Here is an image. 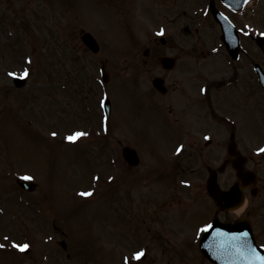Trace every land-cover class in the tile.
Returning <instances> with one entry per match:
<instances>
[{
    "label": "rangeland",
    "instance_id": "rangeland-1",
    "mask_svg": "<svg viewBox=\"0 0 264 264\" xmlns=\"http://www.w3.org/2000/svg\"><path fill=\"white\" fill-rule=\"evenodd\" d=\"M119 1L123 2L118 3ZM149 1L112 0L118 3L115 11L116 5L110 0H0V50L14 54L10 58L15 61L0 60V231L11 237L12 242L29 245L28 251L22 255L13 251H1L0 264H17L5 259L13 254L19 258V264H124L121 255H112L110 252L119 247L120 252L125 253L130 249V245L133 248L137 244L132 239L129 244L131 234L127 233L128 223L124 222L129 216L128 201L134 194L141 195L139 197L141 201L144 194H151L149 209L144 211L141 217L144 221H140V226L154 227L151 225L153 205L157 204L154 193L161 188L156 178L153 177L151 180L149 178L146 169L150 166L149 162L153 159L163 160V149L166 150L165 155L173 150V144L183 138L187 129L198 132L210 127L195 123L196 113L191 109L184 115L186 120L181 124L184 128H171L170 119L162 115L160 108L149 106L145 88L150 85L151 75L158 69V61L149 57L148 64L141 63L144 48H152L153 53L161 52L163 55L176 57L183 65L192 66L200 78L207 77L210 81L215 78L217 83L234 80L238 82L229 88L235 93L243 95L247 93L245 96L248 100L242 111L247 120H239L245 143L241 141V132L236 133V138L240 141L239 147L247 154L249 161L247 168H253L258 175L264 174V152L258 151L264 148V144H260L264 140V96L256 82L251 64V61H257L264 69V53L254 44L253 39L249 36L244 37L242 48L246 54L239 60L238 65L228 68L224 63L227 58L223 59L218 53L220 50L216 52L218 54L208 53L211 46L208 43L209 35L213 39L219 36L216 28L211 24L208 28V23L206 25L205 19L202 18V14L206 12V2L159 0L158 3L150 4ZM259 1L255 6L257 9L254 8L255 14L246 10L243 12L248 13L235 14L237 22L250 32H264V0ZM129 8H132V11H128ZM122 10L125 12L121 13ZM197 23L200 26L199 30L193 28L198 25ZM82 30L90 31L95 36L100 46L99 52L92 54L83 46L80 41ZM161 37L165 39V45H161ZM10 48H27L25 55L30 57L22 61L25 55H18L21 50L9 51ZM189 48L190 50L198 48V53L192 55L188 52ZM180 50H187L190 57ZM15 56L21 57L20 61H17ZM102 61H106L105 70L109 76V82L107 81L105 85L113 92L116 102L112 117L114 126L111 125V128L119 131L113 132L112 137V132L109 131L108 138L104 139V147L96 150L95 156L91 152L94 148L89 142L83 147L88 151L77 145V148H68L46 143L43 138L35 135L36 132L31 126L35 124L34 122L27 125L22 121L23 125L17 121L13 112L17 113L20 119L19 110L24 111L26 118L35 116L38 123L46 128L44 132L51 130V133H56V137L45 135L48 140L52 142L58 137L64 138L67 130L72 127L69 126V112L66 111L69 96L63 85L57 83L65 82L64 78L67 76L71 77L77 81L74 82V86H82L77 89V94L81 89L82 95L84 92L82 88L93 83L90 79L97 76ZM50 65L54 66L49 68ZM22 66L23 71L27 70L30 73V80H27L26 86L19 92L12 89L14 88L12 75L5 71L11 68L20 69ZM150 67L152 70L149 71ZM54 70L58 75L49 77L46 72ZM80 77L86 78L84 85L77 80ZM130 77L135 79L132 84L129 81ZM143 80H146V85ZM41 82H46L47 85L39 88L38 83ZM204 82L207 84L206 80ZM94 83L98 86L100 84L97 81ZM235 85H241V88H235ZM213 88L215 87L210 86L205 89L207 101H211V96L218 93ZM9 89L15 92L8 93ZM152 91L159 99V95ZM16 94L25 98L22 108L16 103L18 98L13 96ZM229 99L234 104L233 98ZM27 105L26 111L24 106ZM5 114L6 124L10 128L4 125ZM212 120L215 126L210 133L214 141L208 147L220 149L219 136L221 134L226 136V133L222 132L225 120L218 119L217 116ZM77 123L88 128H94L96 125L95 119L80 120ZM40 136L43 137L41 134ZM114 137L121 142V146L118 147L119 164L115 171L109 162V153L113 152L111 148L114 150L110 141L114 140ZM189 141L188 150L194 154L201 150L200 147H205L196 145L193 137ZM131 142L136 143L138 150L140 161L136 167H129L121 158L120 148L125 144L130 145ZM251 143L255 144L249 147ZM85 155L87 156L84 159ZM185 156L178 157L179 160H170V164L164 163L167 169H164L163 173H168L172 177H169L171 181L169 190L171 199L174 200L180 199L177 192L189 195L188 191L192 190L191 187H181L179 179H189L192 185H195V189H202L201 184L197 185L199 173L192 170L196 163L190 160V155ZM82 163L86 170L85 182H81L84 178ZM182 166L185 168L180 169ZM88 168L95 172L99 169L102 178L113 172L115 176L110 183L104 181L106 177L100 181L90 199V196L83 195L88 190L91 192L89 186L93 184L92 181L91 184L89 182L92 173L87 171ZM19 174L36 182L40 181V191L47 176L48 194L36 197L40 196L37 192L19 190L14 180ZM139 175L142 177L139 178ZM144 184L150 185L148 191ZM71 186H75L69 192L72 193L71 199L79 195L82 198L86 197V200L71 204V199L67 197ZM77 189H82L79 194L76 193ZM114 189H117L115 193ZM158 192L160 195V191ZM255 201L256 198L250 202L254 208V213L251 214L253 219H256V214L260 216L262 214L261 203L257 204ZM67 202L70 203L69 210H66ZM60 210L65 212L62 213ZM205 216V209L198 204L193 207L188 217L181 218L175 214L170 221L174 227L177 225L190 227ZM187 235L188 232L181 234L182 237ZM61 241L65 242V248L61 246ZM195 251L196 247L190 240L182 245V252L186 255L193 253L196 257ZM148 253L144 259L146 264L153 259V262L165 264L166 259H171V249L161 254L154 242L150 244ZM144 261L139 264H144ZM188 261L186 257H182L181 264H188ZM170 264H173V261Z\"/></svg>",
    "mask_w": 264,
    "mask_h": 264
},
{
    "label": "snow or ice",
    "instance_id": "snow-or-ice-1",
    "mask_svg": "<svg viewBox=\"0 0 264 264\" xmlns=\"http://www.w3.org/2000/svg\"><path fill=\"white\" fill-rule=\"evenodd\" d=\"M28 74H29L28 71L25 70L24 75L27 76ZM10 75L16 76L17 73H10ZM52 135L55 136L56 133H52ZM85 135H87V133L76 132L75 134L68 136L67 139L69 141H75L77 138H79L81 136H85ZM180 150H181L180 148L177 149V151H180ZM258 151L264 152V148L258 149ZM83 195L90 196V195H92V193L87 192V193H83ZM218 199L220 200V203H219V206L215 209L216 215H219V213L221 211L227 212L229 210V207H230V201L228 203L224 202L226 200H229L228 194H224V196L222 198H218ZM242 211H243L242 208L236 209L237 213L242 212ZM212 227H213V225L210 223L205 224L202 231H207V230L211 229ZM243 235L247 236V233H244ZM14 246L21 251H24V250L29 248V245L27 243H24V244L16 243ZM0 247H2V245H0ZM143 255H144V251L142 250V251L134 253V258L136 260H140ZM253 255L255 256L256 260L260 261V264H264V255H260L258 253H253Z\"/></svg>",
    "mask_w": 264,
    "mask_h": 264
},
{
    "label": "water",
    "instance_id": "water-1",
    "mask_svg": "<svg viewBox=\"0 0 264 264\" xmlns=\"http://www.w3.org/2000/svg\"><path fill=\"white\" fill-rule=\"evenodd\" d=\"M226 1V0H225ZM245 1L247 0H227V4H229L231 7L233 8H238L241 5H243V3H245ZM232 2V3H231ZM218 19V17H217ZM219 20V19H218ZM82 40L84 41V43L91 48L93 51H96L98 49L96 42L94 41V39L92 38V36L88 33H84L82 35ZM126 153L129 155V151H126Z\"/></svg>",
    "mask_w": 264,
    "mask_h": 264
}]
</instances>
